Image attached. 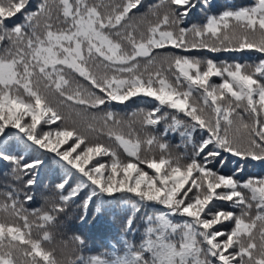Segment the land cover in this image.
Listing matches in <instances>:
<instances>
[{
	"label": "trees",
	"instance_id": "16d2710c",
	"mask_svg": "<svg viewBox=\"0 0 264 264\" xmlns=\"http://www.w3.org/2000/svg\"><path fill=\"white\" fill-rule=\"evenodd\" d=\"M260 2L0 0V60L13 63L18 78L0 84V225L16 231L0 235V264H84L131 254L139 264H154L155 244L161 252L171 242L180 248L183 233L171 232L183 222L201 242L199 258L183 264H264V106L233 100L224 84L233 87L225 70L234 58L264 56V22L250 28L234 16ZM92 13L94 26L119 44L121 58L137 44H160L123 65L85 42L74 64L37 56L49 34L70 31L76 15ZM232 28L251 37L231 43ZM177 59L197 67L181 71ZM245 67L242 74H250L253 67ZM254 74L264 86V68ZM161 92L170 100L159 101ZM171 125L174 133L165 130ZM112 128L137 141L143 163L148 148L186 144L195 164L209 156L205 171L193 169L184 191L157 185L152 173L142 180L147 168L128 159ZM130 161L144 173L123 174ZM216 178L235 180L234 190L204 201L205 184ZM224 207L228 217L206 225ZM155 214L169 219L157 225ZM248 229L255 237H245ZM195 233L186 255L194 252ZM158 234L164 240L156 243Z\"/></svg>",
	"mask_w": 264,
	"mask_h": 264
},
{
	"label": "rangeland",
	"instance_id": "374dc122",
	"mask_svg": "<svg viewBox=\"0 0 264 264\" xmlns=\"http://www.w3.org/2000/svg\"><path fill=\"white\" fill-rule=\"evenodd\" d=\"M233 13V12H232ZM78 17L77 22L74 25V28L70 31H66L64 33H56V34H49L47 37V43L39 46L35 53L40 58L43 57L47 62H53V61H62L66 64L75 63L76 59L81 56V50L80 46L82 48L84 47L85 43L88 44L89 47L98 49L103 53V55L106 56V58L116 61L118 65H123L124 62L128 63L131 59L137 57V56H144L147 55L150 52V46H158L160 43H152L150 46L147 44L145 45H135V47L132 50V53L127 56L121 58L118 54V48L119 44L114 43L103 31H101L99 28L95 27L93 22V17L95 16L94 13L91 15L81 16L76 15ZM236 18H238L239 22L245 24L246 26L252 28L251 23L255 20H261L264 22V0H261V2L258 5L253 6L251 9L246 11H236V14L234 15ZM216 31V29H214ZM253 33V32H252ZM167 34V33H165ZM251 34H245L240 29L232 28L229 31V39L231 43L233 42H240L246 38H250ZM256 35V34H255ZM163 36V33L161 34ZM158 40V38H156ZM239 39V40H238ZM259 43H261L260 38H257ZM155 40V38H152L150 41ZM149 41V42H150ZM85 42V43H84ZM170 44H175L172 39L167 40ZM83 43V45H82ZM166 43V41L164 42ZM41 48V50H39ZM238 53V52H237ZM238 55V54H237ZM236 59V58H234ZM234 59L227 65L226 67V73L229 77V83L233 85V87L229 86L227 83L225 84V87L228 90V93L233 98V100L237 101L239 98H244L245 101L249 105L260 103V106H264V86H260V84L257 82L256 77L254 73L261 74L263 73L264 68V56H260L256 59L255 62L253 61H246L243 62L240 61H234ZM177 66L180 68L181 71H183L185 68H195L197 67V63H192L190 60L187 59H177L176 61ZM226 64V63H225ZM212 64L208 65V68H211ZM253 67L252 69H249L250 74H242V70L247 68L245 66ZM121 68L123 66H120ZM18 81V78L15 75V70L13 69V63L7 61V60H0V84H13ZM56 84L54 83V86ZM157 99L159 101L167 100L169 101L171 96L167 95L163 92L160 94H157ZM164 96V97H162ZM231 98V99H232ZM172 105H181L183 107V103L181 102H173L170 101ZM27 107H30L31 105L26 104ZM41 112V111H40ZM39 111L35 110L36 115H41ZM151 118H146V121H150ZM32 122L34 125H36L38 122L32 118ZM176 125H171L170 127H167L165 130L171 132L176 131ZM110 132L113 135H116L117 142L121 146V149L124 151L125 155H128V159L133 158L136 160V162L139 165L145 166L146 172L143 176L142 180L147 179L146 176L153 174L157 185H167L171 190H177V191H184L188 188L189 184L192 181V175L191 171L197 167H200V171L204 172L205 168L204 166H201V164L209 159V156L203 158L201 160L200 165L195 164V160L193 159V151L190 150V147L186 144H182V146L176 144L175 146H172V144H163L162 149L159 151H151L149 148L147 151H145L146 155L149 157V161L146 163L142 162V154L141 151L138 148L137 141L135 139H130L125 135V133L121 129H115L112 128ZM182 132H179L181 134ZM70 134V133H68ZM169 138V136H168ZM183 140L177 139L176 143H181ZM150 142V141H149ZM148 142V143H149ZM184 143V142H183ZM179 151V155L176 156L175 152ZM202 154V152L199 153V156ZM134 165L133 163L127 162L122 168L121 171L123 174L131 173L133 170L135 172V176H139V173H144L142 171H139L137 168L133 169ZM133 169V170H131ZM133 175V176H134ZM148 177V176H147ZM206 183V182H205ZM234 184L235 180H232L231 178H216L214 181H209L205 184V187L207 188V196H205L204 201H209L210 199H214L215 197H222L219 198L223 200L225 197H230L229 190H234ZM156 185V186H157ZM240 185L251 191V196H255L257 193V190L248 185L244 182H241ZM225 187H229L228 190ZM74 190V189H72ZM220 190L221 192L217 193L216 191ZM227 191V192H226ZM226 192V193H225ZM72 191H70L67 196H70ZM225 193V194H224ZM228 204V203H227ZM217 208L220 206V204L215 203ZM216 208V209H217ZM228 208L224 207L222 216L214 220V222L206 223V225H212L213 223H216L217 221H221L222 219H225L228 217ZM155 218H159L158 224H164L169 217L167 215L155 214ZM168 228L172 227V224H166ZM188 229L186 230V228ZM214 227V226H213ZM0 225V235L3 233H7L10 235H15V227L14 226H7L5 229H2ZM235 229V228H234ZM240 232V229H237ZM171 233H178L182 234V237L180 241L178 242L179 247L174 246V242H171L170 245L167 246V248H163L164 252H161L159 248L156 247V244L154 246V249H152V255L150 257L154 258V264H183L186 263L187 259L189 262L193 263L195 262L199 257L198 254L200 252L201 248V242H200V235L198 230H195L191 228L190 224L188 222H183L181 225H176ZM195 233V239L194 244H196V247L193 248L192 253L189 255L184 254L185 251H188L191 249V246L187 248L185 245L189 240L191 239L192 235ZM245 237L248 235L249 239L251 237H255L254 230L248 229L244 233ZM162 234H158L156 243L159 241H163L164 238ZM188 237V240L185 239ZM151 244H154L151 242ZM168 244V243H167ZM193 244V245H194ZM214 246H217L214 245ZM213 249V248H211ZM219 249V248H218ZM221 251V250H220ZM229 252V250H227ZM226 253V252H225ZM164 258L163 260L157 261V255H160ZM185 255V257H184ZM233 254H231V257ZM246 257L247 255H243ZM130 259H123V258H113L109 261L102 260V259H91L87 263L84 264H139V259L135 258L134 255H130ZM205 257H200V261H204Z\"/></svg>",
	"mask_w": 264,
	"mask_h": 264
}]
</instances>
